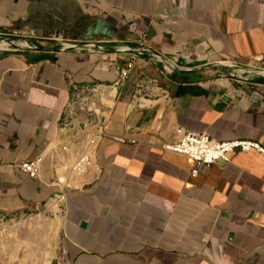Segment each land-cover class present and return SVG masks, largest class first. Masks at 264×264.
I'll list each match as a JSON object with an SVG mask.
<instances>
[{"label": "crops", "instance_id": "crops-1", "mask_svg": "<svg viewBox=\"0 0 264 264\" xmlns=\"http://www.w3.org/2000/svg\"><path fill=\"white\" fill-rule=\"evenodd\" d=\"M0 32L33 45L0 47V217L65 192L58 264H264V155L196 165L164 148L180 126L264 146V80L247 70L264 69V0H0ZM123 44L194 69L168 71L151 52L114 49ZM133 58L92 167L73 174L80 146L59 129L71 82L110 83ZM144 75L170 97L155 87L135 107ZM39 154L33 178L19 165Z\"/></svg>", "mask_w": 264, "mask_h": 264}, {"label": "built area", "instance_id": "built-area-1", "mask_svg": "<svg viewBox=\"0 0 264 264\" xmlns=\"http://www.w3.org/2000/svg\"><path fill=\"white\" fill-rule=\"evenodd\" d=\"M0 38H3V33L1 32ZM130 48L131 46L126 44L114 46V49L119 52H127ZM88 49L97 50L102 53L108 47L89 45ZM140 51L141 53L137 54L141 56L151 52V55L156 56L165 63L164 68L168 71H172V68L168 65L167 61H170L172 65L180 66L178 63L179 57L177 56L174 57L175 60L169 59L167 56L165 58L162 55L152 53L146 46L141 47ZM135 61V58H133L118 65V75L110 83L93 82L78 84L71 82L70 97L63 108L59 129L71 138L73 143L70 144L80 146L79 153L70 168L73 174L78 176L84 175L92 167L95 149L99 146L107 132L106 122L102 120L101 115L105 112L108 100L111 99L118 87L122 86L129 77L135 66ZM155 87L160 89L165 97H170L168 90L159 85L158 79L144 75L138 80L132 96L134 106H144L145 99L154 95L155 91L153 89ZM69 147L68 143L63 145L64 149H68ZM164 148L189 156L195 161L196 165H210L218 161H230L229 154L231 152H249L255 149L264 155V146L257 141L246 139L218 140L207 131H195L183 126L176 129L175 139L165 143ZM45 158L44 154H39L34 158L23 161L19 167L28 173L29 176L38 178L41 175ZM193 172L196 173L197 169H194ZM61 179L63 180V178ZM59 195H63V199L64 197L66 199L65 192Z\"/></svg>", "mask_w": 264, "mask_h": 264}, {"label": "rangeland", "instance_id": "rangeland-1", "mask_svg": "<svg viewBox=\"0 0 264 264\" xmlns=\"http://www.w3.org/2000/svg\"><path fill=\"white\" fill-rule=\"evenodd\" d=\"M0 51L2 50L0 49ZM227 70L233 74L231 65L227 66ZM247 70L262 73L264 80V69L248 68ZM47 157L46 154L45 161ZM60 177L62 178L61 175ZM66 184L68 183L66 182ZM47 206L49 207V204ZM58 215L60 216V213ZM54 218H56L55 214L46 208L0 217V264H27L26 262L29 260L30 264H58L54 259L55 254L54 249H52L55 234L41 224L43 222L49 223ZM32 235L33 240H29L28 237ZM14 239L18 240V243L11 253L7 245L11 244ZM40 240L44 242L40 252L35 253L32 258L31 256L27 257L30 245L34 246L35 242L38 243Z\"/></svg>", "mask_w": 264, "mask_h": 264}, {"label": "bare ground", "instance_id": "bare-ground-1", "mask_svg": "<svg viewBox=\"0 0 264 264\" xmlns=\"http://www.w3.org/2000/svg\"><path fill=\"white\" fill-rule=\"evenodd\" d=\"M10 46V44L3 40L0 42V47L3 49V48H8ZM114 98V94L112 95L109 103L113 100ZM87 174V173H86ZM60 203H61V200H54L48 207V209L53 212L56 216V218L52 219L49 223H46V222H43L41 223L42 225H44L47 229H49L53 234H57L59 229H60V226H61V219H60V216L58 215V213H60ZM33 235L28 237L29 240H33ZM18 243V240H12V243L11 244H8L7 247L10 249V252L13 253V250H14V246ZM26 243V242H25ZM37 241L35 242L34 246L33 245H30L29 247V253L27 254V257H30L32 258V256L37 253L41 248H42V245H43V241L40 240L37 244ZM27 245V244H26ZM19 251V250H18ZM40 252V251H39ZM27 264H30V260L29 262H26Z\"/></svg>", "mask_w": 264, "mask_h": 264}, {"label": "water", "instance_id": "water-1", "mask_svg": "<svg viewBox=\"0 0 264 264\" xmlns=\"http://www.w3.org/2000/svg\"><path fill=\"white\" fill-rule=\"evenodd\" d=\"M3 40L7 41L10 44V46L8 48H3L2 50H19V49H24L25 46L31 47L29 44L22 45L21 39H19L17 37H13L12 36V37H3V38H0V42L3 41ZM74 47H77V46H72L70 48L73 49ZM129 50L130 51H134L136 53H141V51H140L139 48H133V47H131ZM155 53L156 54H159L157 52H155ZM167 63H168V65L171 66L172 71H188V70L194 69V68H183V67L177 66L175 64L172 65V63H170V61H167Z\"/></svg>", "mask_w": 264, "mask_h": 264}]
</instances>
